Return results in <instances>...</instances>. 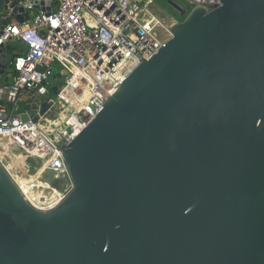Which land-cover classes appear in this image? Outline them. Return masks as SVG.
Returning <instances> with one entry per match:
<instances>
[{
    "label": "water",
    "instance_id": "water-1",
    "mask_svg": "<svg viewBox=\"0 0 264 264\" xmlns=\"http://www.w3.org/2000/svg\"><path fill=\"white\" fill-rule=\"evenodd\" d=\"M51 2L0 0V33ZM167 3L169 39L62 148L56 205L0 162V264H264V0Z\"/></svg>",
    "mask_w": 264,
    "mask_h": 264
},
{
    "label": "built area",
    "instance_id": "built-area-1",
    "mask_svg": "<svg viewBox=\"0 0 264 264\" xmlns=\"http://www.w3.org/2000/svg\"><path fill=\"white\" fill-rule=\"evenodd\" d=\"M181 2L188 12L220 0ZM158 4V0H58L48 14L41 9L32 12L34 6L26 4L23 22L12 19L4 25L0 45L14 42L24 49L12 54L0 81V162L35 208H52L71 187L61 155L64 145L102 109L106 97L143 55L150 57L169 39L162 13L176 18L164 8L156 10ZM58 78L62 80L52 82ZM6 152L20 158L26 176L39 172L38 183L23 184L21 172L6 167ZM29 159L37 162L33 171ZM48 168L56 179L66 178L60 190L42 180ZM49 194L45 201L38 198Z\"/></svg>",
    "mask_w": 264,
    "mask_h": 264
},
{
    "label": "rangeland",
    "instance_id": "rangeland-1",
    "mask_svg": "<svg viewBox=\"0 0 264 264\" xmlns=\"http://www.w3.org/2000/svg\"><path fill=\"white\" fill-rule=\"evenodd\" d=\"M176 3H178V4H182L183 5V3L181 2V0H174ZM57 3H58V0H52V2H51V8L52 9H56V7H57ZM158 7H156V10H158V11H160L162 8L161 7H163V8H166V10H168L169 12L168 13H170V14H172L173 15V17H175L176 19H178V20H182L183 19V17H181L180 15H179V13L171 6V5H169L168 3H167V0H158ZM168 8V9H167ZM8 45H10V48L11 49H14V48H16L17 47V45H16V43H10V44H8ZM7 45V46H8ZM8 55H9V57H10V59L12 58L11 56H12V54L15 52H13L12 53V51H10L9 49H8ZM53 65H54V70H55V73H58V69H59V67H58V65L56 64V63H53ZM3 78H4V76H3ZM62 79H56V82L55 81H52V82H54V83H58V82H60ZM36 160L35 159H29L28 161H27V164H28V166L30 167V169L32 170V169H34L35 170V167H37L38 165H36ZM44 165H45V163H44ZM14 168V170L16 171V169H15V167H17L18 168V166H12V165H8V169H10V168ZM34 167V168H33ZM33 171V170H32ZM39 171V170H38ZM31 173H33V172H31ZM38 175H39V172H36V174H31V176H26L25 178H24V180L26 181L25 183H28L29 184V182L30 183H35V184H37L38 183ZM32 194H34L35 196H37L38 195V190L37 189H34L33 190V192H32ZM37 194V195H36ZM60 196H61V193H60Z\"/></svg>",
    "mask_w": 264,
    "mask_h": 264
},
{
    "label": "bare ground",
    "instance_id": "bare-ground-1",
    "mask_svg": "<svg viewBox=\"0 0 264 264\" xmlns=\"http://www.w3.org/2000/svg\"><path fill=\"white\" fill-rule=\"evenodd\" d=\"M5 157L7 158V161H8L6 167H8V165L18 166V168L15 167V169H16V171H20L21 172V175L19 177V180L23 181V184H25L26 181L24 180V178L26 177V172H25V170L23 168L24 167L23 166L24 165L23 162H21L19 160L20 158L17 155L16 156L15 155H10L9 152H6ZM51 196H52V194L51 195L49 194V195H47V197L45 196V197L42 198V196H39L38 198L42 199V201H45L44 199H47L48 197H51Z\"/></svg>",
    "mask_w": 264,
    "mask_h": 264
},
{
    "label": "crops",
    "instance_id": "crops-1",
    "mask_svg": "<svg viewBox=\"0 0 264 264\" xmlns=\"http://www.w3.org/2000/svg\"><path fill=\"white\" fill-rule=\"evenodd\" d=\"M40 8L38 7V6H35L34 7V9L32 10V12H36L37 10H39ZM17 45V44H16ZM6 48H7V51H8V49L10 50V51H12V53L14 52V51H21V50H23L24 48L19 44V45H17V47L16 48H14V49H11L10 48V45H8V46H6ZM7 80V76H6V78L4 79V81H6Z\"/></svg>",
    "mask_w": 264,
    "mask_h": 264
},
{
    "label": "flooded vegetation",
    "instance_id": "flooded-vegetation-1",
    "mask_svg": "<svg viewBox=\"0 0 264 264\" xmlns=\"http://www.w3.org/2000/svg\"><path fill=\"white\" fill-rule=\"evenodd\" d=\"M161 8H163V7H161ZM165 10H166V8H164ZM168 9V8H167ZM159 12H161V11H159ZM166 12H169L168 10H166Z\"/></svg>",
    "mask_w": 264,
    "mask_h": 264
}]
</instances>
